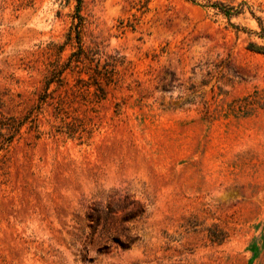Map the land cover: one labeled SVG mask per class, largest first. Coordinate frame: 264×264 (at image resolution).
<instances>
[{
	"label": "rangeland",
	"instance_id": "obj_1",
	"mask_svg": "<svg viewBox=\"0 0 264 264\" xmlns=\"http://www.w3.org/2000/svg\"><path fill=\"white\" fill-rule=\"evenodd\" d=\"M233 2L259 32L264 0ZM204 3L82 0L99 91L81 64L46 90L73 0H0V119L28 117L0 150V264H264V41Z\"/></svg>",
	"mask_w": 264,
	"mask_h": 264
},
{
	"label": "trees",
	"instance_id": "obj_2",
	"mask_svg": "<svg viewBox=\"0 0 264 264\" xmlns=\"http://www.w3.org/2000/svg\"><path fill=\"white\" fill-rule=\"evenodd\" d=\"M75 2V10L74 14L71 16L73 22L70 27V32L67 36V43H73L77 45V51L73 52L69 58V61L66 65L61 67L60 69H54L50 73V77L46 81V87L48 90L50 84L56 83L59 87H61L65 83V78L63 77V73L66 69L70 68L72 65L74 67H78V65H83L89 70L93 71L92 78L93 84L97 87V90L102 91L100 81L103 79L106 80L105 85H108L112 81V76H108V71H101L99 69L98 61L93 68L91 67L94 63V55L95 52L92 50H84L81 44V35L84 26V20L80 14L82 0H73ZM189 2L195 3L197 0H187ZM203 8L209 11H213L214 15L221 16L227 20L229 25L233 27L236 32H245L247 31L248 34L256 36L258 39L264 41V26L259 18H254V14L250 12L252 18L256 19L258 28L260 29L259 32L255 31H248L246 29H241L238 26H233L231 24V19L238 18L240 16H244L248 8L246 7L245 3H239L237 5L234 4L233 0H205V3L202 5ZM247 50L250 52L264 55V46H256V44L251 43ZM87 63V65H86ZM47 93L41 99L47 97ZM28 117H26L23 121H17L14 118H6L0 119V150H4L6 146H8L13 139L19 135L21 128L27 121ZM211 237V236H210Z\"/></svg>",
	"mask_w": 264,
	"mask_h": 264
}]
</instances>
